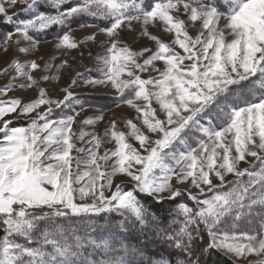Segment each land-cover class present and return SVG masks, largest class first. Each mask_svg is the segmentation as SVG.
I'll return each instance as SVG.
<instances>
[{
  "label": "snow or ice",
  "instance_id": "obj_1",
  "mask_svg": "<svg viewBox=\"0 0 264 264\" xmlns=\"http://www.w3.org/2000/svg\"><path fill=\"white\" fill-rule=\"evenodd\" d=\"M17 5L24 18L10 14ZM0 16L12 26L0 53H13L0 69V264H208L213 253L264 264V0H0ZM73 21L97 31L77 41ZM53 27L66 30L55 37L62 55L101 49L99 77L77 71L56 86L62 97L43 82L68 60L32 58ZM125 31L154 49L133 50ZM89 85L134 110L127 133L115 118L103 136L85 130L105 119L82 117L97 106L73 89ZM27 90L36 95L9 96ZM10 114L25 125L11 127ZM105 143L114 148L101 152ZM141 196L173 208L165 218Z\"/></svg>",
  "mask_w": 264,
  "mask_h": 264
},
{
  "label": "rangeland",
  "instance_id": "obj_2",
  "mask_svg": "<svg viewBox=\"0 0 264 264\" xmlns=\"http://www.w3.org/2000/svg\"><path fill=\"white\" fill-rule=\"evenodd\" d=\"M22 5H17L16 8L11 9V12H19L20 17L24 18V13L21 11ZM4 19L3 16H0V21ZM79 23V21H73L72 24V37L77 40L81 41L83 38L88 35L92 34L97 31L96 28H77L76 24ZM5 29H3V33L7 32L10 30L12 27L11 25L4 24ZM3 25V26H4ZM63 31L62 29H58L56 27H53L52 29L48 30L46 33L42 34L40 37L41 43L39 44V50L35 53L32 54V58L36 57H43L42 60H39L41 64L44 63V61H49L52 63L54 66L58 65L61 63L62 60L67 59L69 66L65 68H61L58 73H55V68H53L49 74H57L60 79L58 81H52V84L49 85L48 82H43V86L46 88L51 89V94L53 97H62V93L57 90V85L59 87H64L67 86L71 83V78L75 76L76 72L79 71L80 73L83 74L84 77L87 78H98L99 73L97 72V64L94 59L95 54L97 51H101V49L96 48V46L89 41L87 45H84L80 50H70L71 54L68 56L62 55L60 51L56 50L54 45L57 43V40L55 37L58 34H62ZM149 31L156 35L158 38L162 39L164 42H171L173 39L172 34L165 33L163 31L162 27H150ZM1 33V30H0ZM2 33V34H3ZM0 34V35H2ZM190 34L195 35L196 32L194 29H190ZM98 39H103V37H98ZM123 41L126 43L130 48L133 50H141L142 47L144 46H149L154 49L155 44L152 41H149L147 37H143L139 34V32H133L129 33L127 31L124 32L123 34ZM80 51L84 52L83 58L80 56ZM92 52V56L88 55V52ZM13 55V53H9L8 55H3L0 53V69H3V67L6 66V62L10 59V57ZM162 62H158L159 64ZM37 75H40V73H37ZM148 74H144V78H147ZM152 75H155V73H152ZM6 82L5 79H0V84H3ZM79 84H82V81H78ZM74 92L79 93V94H88L90 99L89 103L96 105L97 107H92L88 108L84 113H82V117H88V116H94L96 114H99L100 110H103V114L105 119L101 122H99L94 129L92 128H86V131H92L95 130L98 135L103 136L104 130L106 126H108L109 122L115 118L118 123H117V128L119 130L125 131L127 133L128 129L126 127L125 121L128 118H132L134 116V110L130 109L128 106L123 105L119 108L115 107V104H112L113 106H108L107 102L105 101L104 104L100 103V100H96V98L103 99L102 97H110L113 98L114 96V90L110 88H105L103 86H97V87H92V86H77L73 89ZM36 95V91L33 90H27V91H12L9 93V96H23L26 100L32 96ZM7 119H10L13 121V123L10 125L11 127H18L25 125L27 117H19L17 118L15 114H10ZM135 122V121H134ZM74 129L76 131H79V126L74 125ZM129 142L133 143L134 145L138 146V142H135L131 138H129ZM105 148H114V143H105L102 145L101 152ZM251 159V158H248ZM243 162H241V167H245ZM229 179H232L231 176L228 177ZM125 179L124 177H117L115 178V182L119 183L120 180ZM124 190H130L132 187L131 182H126L124 184ZM181 188H187L189 187L188 184L185 185H180ZM193 192H195V189H192Z\"/></svg>",
  "mask_w": 264,
  "mask_h": 264
},
{
  "label": "trees",
  "instance_id": "obj_3",
  "mask_svg": "<svg viewBox=\"0 0 264 264\" xmlns=\"http://www.w3.org/2000/svg\"><path fill=\"white\" fill-rule=\"evenodd\" d=\"M4 24H0V30H1V33H3V29H5V25L3 26ZM103 99H99V98H96V100H100L99 102L104 104V102L106 101L108 106H113L112 104H114V101H113V98H110V97H102ZM142 199V201L151 208L152 211L156 212L157 214H160V215H164L165 218H167V213L169 212V210H171L173 208V202L171 201H166L162 204H156L151 197H147V196H141L140 197ZM179 201H183V202H189L191 203L190 201L187 200V195H183L181 197L178 198ZM94 235L97 237V238H102L104 236L107 235V232L106 231H101V230H97ZM129 239L132 241V242H136V237L135 235H131L129 237ZM207 240V237H205V241ZM152 246H150V249H151ZM165 250L164 249H160V248H157L156 252H152L151 250L149 251V255H162L164 254ZM208 264H230V261L228 258L226 257H223V256H220L219 254L217 253H213L211 256L208 257Z\"/></svg>",
  "mask_w": 264,
  "mask_h": 264
}]
</instances>
